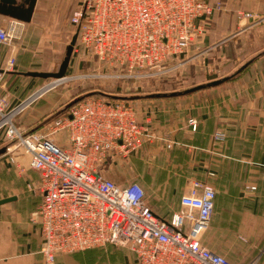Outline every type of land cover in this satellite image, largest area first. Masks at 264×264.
<instances>
[{
  "label": "built area",
  "instance_id": "obj_1",
  "mask_svg": "<svg viewBox=\"0 0 264 264\" xmlns=\"http://www.w3.org/2000/svg\"><path fill=\"white\" fill-rule=\"evenodd\" d=\"M221 5L209 0H80L70 23L76 26L78 42L99 64L123 76L150 78L200 54L196 49ZM237 17L252 20L246 27L264 19L244 10ZM23 24L9 17L0 26V45L18 37ZM14 63V56H9L0 67V85ZM46 90L12 108L7 95L0 94V142L17 139L7 150L18 148L27 157V167L40 172L37 217L43 264H57L58 253L108 243L133 252L135 264H235L201 240L214 210L211 184L193 180L180 197L186 210L165 220L146 203L139 182L120 184L98 169L112 153L125 157L154 136L139 122L129 101L84 100L46 130L24 134L13 116ZM58 128L67 129V145L50 137Z\"/></svg>",
  "mask_w": 264,
  "mask_h": 264
},
{
  "label": "crops",
  "instance_id": "obj_2",
  "mask_svg": "<svg viewBox=\"0 0 264 264\" xmlns=\"http://www.w3.org/2000/svg\"><path fill=\"white\" fill-rule=\"evenodd\" d=\"M209 1H220L223 5V10L208 23L212 37L224 29L225 23L235 21L236 9L264 12V0ZM8 18L0 13V26ZM31 21L32 18L27 25ZM14 41L0 45V67L6 65L9 56L15 58L3 80L19 75L45 78L22 73L46 70L24 68L18 54L21 44ZM259 56L261 62L253 64V87L241 89L243 92L237 97L238 109L233 112L230 110L231 96L224 94L222 88L179 96L169 102L157 101L156 109L153 107L151 112L146 100H134L138 120L148 126L150 121L149 128L158 138L145 141L126 157L131 167L128 176L145 187L146 203L165 220L186 210L180 197L188 191L193 180L212 184L214 210L202 234V242L235 264H264V54ZM1 85L0 94H6L9 102L10 91L3 82ZM38 91L36 89L31 95ZM51 114L52 111L45 113L29 129H20L46 130L47 124L43 129H38L43 125L38 124ZM191 120L196 122L194 128ZM215 132L223 133L222 140L214 138ZM167 142L171 145L166 146ZM5 162L4 165L9 164L13 170L20 167L17 159H5ZM146 163L149 164L147 168ZM30 169L22 175L17 173L20 178L15 176V179L2 173L10 192L1 193L0 198H14L0 204V264H43L37 217L42 198L41 176L39 171ZM55 261L57 264H135L136 258L124 246L108 243L58 253Z\"/></svg>",
  "mask_w": 264,
  "mask_h": 264
},
{
  "label": "rangeland",
  "instance_id": "obj_3",
  "mask_svg": "<svg viewBox=\"0 0 264 264\" xmlns=\"http://www.w3.org/2000/svg\"><path fill=\"white\" fill-rule=\"evenodd\" d=\"M79 3L80 0L37 1L31 23L27 25V23L24 22L22 32L14 39L15 41L13 42L15 44H21L19 47L21 53L18 54L20 62L25 66L24 68L31 70H39L43 68V70L46 71L57 70L59 66L58 63H60L63 58L65 46L69 43L76 30V26L70 23V15L72 11L78 7ZM222 10L223 9L221 7L219 10L215 11L213 16ZM239 10L251 11L259 15H264V12L259 13L254 10L252 11L242 8L236 9L234 16L235 21L232 20V22L228 21L225 23L223 25V31L221 30V32H219V34L215 37H212L211 28L208 30L207 25L205 35L200 40L198 49H196L199 51L201 50L200 54L190 58L189 61L179 67L172 68L160 75L152 76L150 78H132L128 75L123 76L120 75V73L124 72L112 69L107 64H99L96 57L86 48L82 47L76 39L70 61L66 69V77L62 80L63 82L60 81L54 86L49 87L47 91L43 92L23 110L14 115L13 120L14 122L16 121L15 123H17L19 128L29 129V127L36 124L39 119L45 115V113H50V111L53 113L56 110L61 109L65 103L72 100L74 97L90 90L98 89L108 93H116L120 95L169 92L173 90H182L198 83L231 74L246 61L264 50V19L258 21L256 24L246 27L252 20H248L247 18H240V20L237 17ZM194 50L195 48H193V51ZM256 62H261L260 56L252 60L244 69L231 79L216 86L199 89L191 93L199 94L202 92H211V90H221L222 88L224 94L231 96L230 110L233 112V110L238 109L237 97L239 96V92H243L241 89L245 86L246 88L253 87V64ZM53 64L55 65L53 66ZM52 80L53 79L50 77L39 78L23 75L11 76L7 81L5 79L2 80L5 88L10 91L8 107H14L30 96L36 89L40 90V87L43 88ZM244 81L247 82L245 83ZM1 86L0 90L2 89ZM218 93L221 94L222 91H218ZM177 97L179 96L139 99L146 100L145 102L150 103V105L146 107L151 112L157 101L164 100L169 102V100H174V98ZM92 98H105L112 101L116 100L109 99L99 94H94L86 96L78 102ZM134 100L137 99L125 101H129L133 105L136 113ZM72 106H74V104L58 116L61 117L65 115ZM58 116H53L50 121L48 120L43 123V125L39 123L42 127L39 126L38 129H43L45 124L50 126L52 123H55V121L59 118ZM42 121L43 120H41V122ZM191 122L192 127L194 128L196 122L195 120H191ZM141 124L145 125L149 132L154 135L151 136L150 139H145L141 145L145 141H151L158 138L149 128L151 125L150 121L148 123L149 126L142 122ZM44 130L45 128L39 131ZM3 134L4 128H1L0 137H2ZM50 137L59 143H69L66 128L56 129L52 132ZM214 138L222 140L223 133L215 132ZM167 143L166 146H168ZM0 144H2V142H0ZM12 144H10V146ZM7 151L0 159V194L10 192V190L5 187L8 183H4L2 173H4L7 177L15 179L16 177H19V175L25 174L27 171L31 170L26 164H24L27 162V157L22 151H19L18 148H13L12 151ZM15 157L20 164V167L15 165L16 167H14V169L16 171L13 170L9 164L4 165L3 163L5 162V159H9L11 161L12 158ZM126 157L127 156L124 157L121 154L112 153L103 162H101L100 165H98V169L105 176L113 179L117 183L125 184L127 182L134 181L130 176H128V172L131 170V167L128 161H126ZM139 163L140 162H136V164ZM147 165L149 164L146 163V168ZM17 173L20 174L18 175ZM195 180L208 183L201 179ZM145 193L147 194V192Z\"/></svg>",
  "mask_w": 264,
  "mask_h": 264
},
{
  "label": "water",
  "instance_id": "obj_4",
  "mask_svg": "<svg viewBox=\"0 0 264 264\" xmlns=\"http://www.w3.org/2000/svg\"><path fill=\"white\" fill-rule=\"evenodd\" d=\"M37 0H0V13L7 15L9 17L17 18L20 19L24 22H28L32 18L33 11L35 9ZM77 39V29L75 30L74 34L71 37V40L66 46L65 54L63 59L61 60L59 67L56 71H25L22 72L23 74L26 75H32V76H41L45 78H52L53 80L50 81L48 84H46L44 87L46 88H41L38 92H41L44 89H48L49 87L54 86L56 83L62 81L66 77V69L68 67L70 57L72 55L73 47L75 45ZM264 54V50L255 55L253 58L249 59L246 61L244 64H242L235 72L222 76L220 78H215L206 82L198 83L196 85L187 87L182 90H173L169 92H151V93H146V94H131V95H120L116 93H108L102 90H90L87 92H84L76 97H74L72 100L68 101L67 103L64 104V106L53 112L51 115H49L47 118H45L40 124H43L47 122L48 120L50 121L53 116H58L61 113L65 112L68 107L71 105L75 104L76 102L80 101L82 98L89 96V95H94V94H99L102 96H105L109 99H116V100H133V99H139V98H161V97H173V96H182L188 93H191L193 91L203 89V88H208L212 86H216L220 83H223L224 81H227L231 79L233 76H235L237 73H239L242 69H244L252 60H254L256 57L259 55ZM37 92V93H38ZM39 124V125H40ZM34 128L31 130L25 131L24 134L29 133L33 131ZM17 139H12L8 142H4L0 145V155L4 154L7 151V147L15 142ZM14 198V196H8L4 198H0V204L10 201Z\"/></svg>",
  "mask_w": 264,
  "mask_h": 264
},
{
  "label": "bare ground",
  "instance_id": "obj_5",
  "mask_svg": "<svg viewBox=\"0 0 264 264\" xmlns=\"http://www.w3.org/2000/svg\"><path fill=\"white\" fill-rule=\"evenodd\" d=\"M62 82H63V81H62ZM48 86H49V85H48ZM48 86H47V87H48Z\"/></svg>",
  "mask_w": 264,
  "mask_h": 264
},
{
  "label": "trees",
  "instance_id": "obj_6",
  "mask_svg": "<svg viewBox=\"0 0 264 264\" xmlns=\"http://www.w3.org/2000/svg\"><path fill=\"white\" fill-rule=\"evenodd\" d=\"M201 240H202V237H201Z\"/></svg>",
  "mask_w": 264,
  "mask_h": 264
}]
</instances>
